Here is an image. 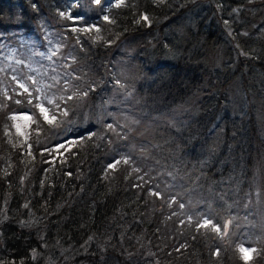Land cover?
I'll use <instances>...</instances> for the list:
<instances>
[{
  "label": "trees",
  "instance_id": "trees-1",
  "mask_svg": "<svg viewBox=\"0 0 264 264\" xmlns=\"http://www.w3.org/2000/svg\"><path fill=\"white\" fill-rule=\"evenodd\" d=\"M118 2L0 0V75L54 38L82 97L19 145L0 77V264H264V0Z\"/></svg>",
  "mask_w": 264,
  "mask_h": 264
},
{
  "label": "rangeland",
  "instance_id": "rangeland-1",
  "mask_svg": "<svg viewBox=\"0 0 264 264\" xmlns=\"http://www.w3.org/2000/svg\"><path fill=\"white\" fill-rule=\"evenodd\" d=\"M60 43H62V40ZM49 46L50 50L47 53H41L39 55L34 54V51L31 52L28 49H25V53L23 55H18L19 48L12 49L10 47H7L5 54H3L4 56L2 57L1 61L2 75H0V77L10 75L14 83V86L11 83L5 85L4 90L2 91V94L5 96V98L3 99V109L6 110L10 117L13 115H22L11 113V108L14 107L13 105H18L17 103H15V101H24L27 95L23 93V89L19 87V84H25V86L29 88V91L33 92V103L39 102L35 100V97L38 95L43 97L44 93H47L49 97L64 96V94L62 93L61 83H64V80L66 79L60 75L58 69L56 70V72H54L53 63L57 59L58 61L63 60V62L65 64L67 63L68 65V61L66 60L69 59H66V57L63 55L64 51L61 50L62 48H60L58 42L54 38H51ZM64 85L67 86L66 84ZM38 87L42 88L43 91L41 93H37L34 91V89ZM9 88H13V92L8 93ZM58 90L59 94L57 93ZM13 95H15V97H13ZM58 102L60 103V101ZM13 123L14 121L10 119V127L16 135V129L12 127ZM20 138L22 141L19 142V145L30 143L28 137L26 140L24 137ZM66 144L67 143H64V145ZM244 247L249 246L245 245Z\"/></svg>",
  "mask_w": 264,
  "mask_h": 264
},
{
  "label": "snow or ice",
  "instance_id": "snow-or-ice-1",
  "mask_svg": "<svg viewBox=\"0 0 264 264\" xmlns=\"http://www.w3.org/2000/svg\"><path fill=\"white\" fill-rule=\"evenodd\" d=\"M125 0H119V2L115 5L116 7H120L123 5ZM160 3L163 2V0H159ZM95 3L97 5L101 4V0H95ZM106 21L111 23L112 21L109 20L108 17L104 18ZM144 22L145 24L149 23V18L146 15H143L140 17V20L137 21V23ZM73 31H77V29H73ZM79 31L83 32H89L91 29H81ZM95 31L99 32V29H95ZM19 87L23 89V93L27 94L24 101L16 100L15 103L17 104H24L25 106H31L32 108L36 109V112H33L31 114H22V115H13L10 117L12 121H14L12 127L16 129V135L20 137H24L25 140L27 139L28 135H30L29 132L26 130L33 129V125H35L34 131L39 133V131L42 129L43 124H47L51 128H60L63 123L66 122L65 118L68 117L69 112L68 110H64L61 108V104L58 102H64L71 101L75 98H82L79 93H75L73 95L65 96H59V97H49L47 93L43 94V97L36 96L35 100L39 101L37 103H33V92L29 91V88L25 86V84H19ZM35 92L41 93L43 90L42 88H35ZM84 96L87 95V92L83 93ZM108 127L111 129V125H108ZM94 133L90 134L87 138L91 139ZM79 143V141H70L69 146L75 145ZM66 146L64 144L59 145L55 150L60 151V149L65 148ZM121 162L127 164L128 160H117L114 163L109 165V168L116 169L117 165H119ZM153 195H158V193H153ZM231 223L229 221L223 226V230L221 227L216 226L212 224L209 220H204L202 224H200L201 228L204 229H211V231L227 235L228 232V226ZM237 251L240 254V258L245 262V264H249V261L253 259L254 254L259 255L257 250L255 248H249L244 247L243 245L238 246ZM216 255L218 256L219 253L217 252Z\"/></svg>",
  "mask_w": 264,
  "mask_h": 264
}]
</instances>
